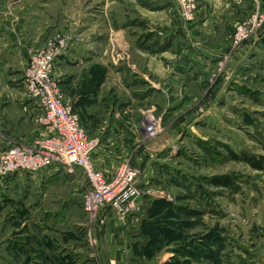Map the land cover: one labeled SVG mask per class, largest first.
I'll return each instance as SVG.
<instances>
[{"label": "rangeland", "instance_id": "1", "mask_svg": "<svg viewBox=\"0 0 264 264\" xmlns=\"http://www.w3.org/2000/svg\"><path fill=\"white\" fill-rule=\"evenodd\" d=\"M127 1L0 0V83L16 82L23 84L25 88V68L33 50L44 47L52 38L66 36L74 39L69 52L83 42L82 33L90 27L85 26L86 24L93 23L91 28L95 29L104 18L112 22L122 17V12L118 9L130 12L128 17H132L133 3ZM142 1L145 3L142 5L147 6L146 1L150 0ZM155 1L159 3L162 0ZM164 1L170 3L169 0ZM170 1L174 3H170V7L178 9L177 1ZM197 1L199 9V0ZM253 3L256 4V0ZM163 6L164 3L158 4L156 9ZM261 8L264 9V6ZM247 17L242 18L241 22ZM76 23L77 31L72 28ZM101 27L98 26V30ZM260 39L261 47L252 54L243 74L248 76V84L242 90L248 93L244 94L231 86L230 91L225 90L223 93L224 98L221 96L216 102L212 101L214 104L208 107L212 108H207L209 116L197 120L198 122L179 121L187 115L164 117V131L169 130L170 124L184 125H181V132H177L170 144L161 153L155 154L152 161L153 174H150L152 177L149 176L142 182V189L148 193L141 199L143 204H148L149 213L146 211V216L140 223L148 228L141 230L144 244L136 248L140 261L149 262L163 254L164 258L170 259L167 264H264V169L255 170L245 162L231 158L232 154H246L257 159L264 156V34ZM39 40L41 43L34 45ZM154 42L158 45V53L162 47L160 43ZM5 46L7 49L4 56L2 52ZM141 47L148 49L144 45ZM91 58H81V63L77 66L67 63L63 75L68 82L63 83L64 76L59 79L63 94L76 110L81 123L93 131L88 134L92 137L96 135L92 139L104 141L111 125H115L128 105L134 109V122L141 120L143 115H161L162 108L153 101L148 104L135 99V93L118 90L117 86L104 91L105 96L113 93L109 98H105L99 91H93L92 88L100 81H105L106 74L102 73L97 82L91 80L85 67ZM96 61L94 65L102 70V61ZM105 63L110 71L108 83L115 85L119 77V64L113 63V60ZM104 69L108 73L107 68ZM1 87L0 104H3L11 91ZM24 94L27 97L26 88ZM152 106L156 109L155 112L149 111ZM203 107L198 105L194 109L199 111ZM139 110L145 112L141 113ZM36 113L29 111L25 116H9L7 113L4 126L0 121V152L15 143L14 139L4 136L5 125L23 134L22 139L25 141L20 144L29 145L30 141L26 142V139L31 140L32 137L34 142L37 140L39 135L34 134L42 127L37 122L39 114ZM183 129H186L184 136ZM126 139L128 142L132 140L130 136ZM126 154V159L132 156L133 165L136 157L142 154V146L139 149L135 146ZM144 162L142 164L146 163ZM143 174L145 177V171ZM223 176H229L233 180L232 188L209 185L211 179ZM34 183L32 175L27 173L15 174L5 181L0 179V264H21L27 260L29 264H36V246L42 236L40 232L44 218L40 209L45 206L46 210L55 209L56 212L58 209L52 203L56 204L58 201L50 202L52 198H47V202H44V193ZM148 199L152 201L148 203ZM213 200L214 212L209 205ZM193 211L203 214L192 215ZM151 215H164L162 227L171 229L175 234L168 236L169 234L155 233L152 224L155 219L152 220ZM211 235L213 237L209 244L204 240V244L207 243L209 247L205 250L207 255L203 257L204 255H199V245L205 237ZM148 240L152 244H148Z\"/></svg>", "mask_w": 264, "mask_h": 264}, {"label": "crops", "instance_id": "2", "mask_svg": "<svg viewBox=\"0 0 264 264\" xmlns=\"http://www.w3.org/2000/svg\"><path fill=\"white\" fill-rule=\"evenodd\" d=\"M256 1H260L264 6V0ZM127 2L133 3L132 17H128L130 12L118 9L122 12V17L112 22L104 18L98 22L95 29L91 28L93 23L85 25L90 27L82 33L83 42L58 61L55 68L58 77L64 76L67 63L77 66L81 63V58L92 57L85 66L88 70L86 74L92 80L93 68L96 67L94 64L96 60H101L102 71H105L104 68L108 71L104 72V75H107L106 79L102 80L97 89L101 95L105 96V90L110 91L112 86H117L118 90L135 93V99L148 104L153 101L155 105L161 107L162 113L157 116L161 121L164 117L187 115L179 120L186 123L209 116L210 111H207V108L212 105V101L216 102L221 96L224 98L223 93L225 90L230 91L231 86L239 90L247 88L248 76L243 75L245 67L250 62L252 54L259 51L262 39L259 38L231 52L230 38L237 23L249 16L255 5L253 0H199V11L192 23H186L180 18L178 9L170 7V3L174 5L170 0V3L163 0L159 3L155 0L146 1L147 6H143L145 3L142 0ZM162 3L165 6L156 9L157 5ZM74 26L72 28L77 31V23ZM98 26H102L100 30ZM154 41L160 43L162 47L158 53L156 49L158 45ZM40 43L41 40L36 41L34 45ZM164 43L167 45L164 46ZM142 45L149 50L143 49ZM6 49L7 46L2 55L6 53ZM24 56H27L26 52ZM111 60L119 64L117 85L108 83L110 71L105 61L110 63ZM62 81L68 82L65 81V76ZM73 81L77 82L76 79ZM0 86L11 91L7 101L0 104L2 126L6 123L7 113L9 116L10 114L25 116L29 111L37 112L24 94L23 84L3 81ZM112 95L111 92L105 98ZM198 105L204 107L198 111L194 109ZM155 110L152 106L149 111ZM133 111L132 106L128 105L123 115H119L120 118L115 125H111L107 138L104 141L99 139L101 142L95 152L94 162L99 171L108 178H111L114 171L126 160L128 155L126 153H130L135 146H140L139 141L142 137L136 132V124L142 119L134 122ZM176 124L173 126L170 124L169 130H163L157 140L144 141L142 154L135 159V163L136 160L138 162L136 166L142 170V178L139 181L141 188L145 178L153 174L154 163L148 159L149 155L161 153L177 132H181V125L184 124ZM82 126L87 134L93 133L83 123ZM4 129V136L14 139L15 143L25 141L22 139L23 134L13 131L12 127L8 128L5 125ZM186 129L182 130V135ZM41 132L39 128L34 135L38 136ZM88 136L94 138L96 135ZM129 136L132 139L130 142L126 139ZM33 138L26 139V142L30 141L28 144L33 145ZM143 162L145 164H142ZM78 171V177L69 176L58 169L42 171L32 176V182L42 190L41 193H44L43 196L46 198L44 202H47V198L49 200L52 198L50 202L58 201L56 204L52 203L58 209L56 212L55 209L46 210L45 206L40 209L44 218L41 223L42 236L36 246L37 259L34 263L167 264L170 259L164 258L163 254L149 262L140 261L137 255L136 248L144 244V238L141 236L143 226L140 223L148 212V204L146 202L143 204L142 199L138 200L137 211L125 220L114 211H108L103 215L104 225L99 222L91 223L81 206L88 183L83 172ZM57 195L59 197H56ZM150 199L148 203L152 201ZM214 203V200L209 203L213 212ZM27 263H30L29 260L21 262Z\"/></svg>", "mask_w": 264, "mask_h": 264}, {"label": "built area", "instance_id": "3", "mask_svg": "<svg viewBox=\"0 0 264 264\" xmlns=\"http://www.w3.org/2000/svg\"><path fill=\"white\" fill-rule=\"evenodd\" d=\"M176 1L180 18L186 23L194 22L199 11L198 1ZM261 7L256 1L252 13L237 23L230 41L231 52L257 41L264 34V9ZM73 41L70 37L58 36L31 52L25 68V88L39 114L37 122L42 132L33 145L13 143L1 152L0 179L5 181L19 173L34 176L53 169L78 177V170H81L88 183L81 206L89 222L104 225L103 215L108 211H114L122 220L133 215L138 200L148 192L139 185L142 170L135 162L131 164L132 156L121 163L111 178L95 165L94 156L100 140L88 136L76 110L66 100L55 70ZM136 132L142 137L140 146L136 147L139 149L144 146V141L153 142L161 135L162 121L153 114L144 115ZM154 157L152 154L148 159L153 161Z\"/></svg>", "mask_w": 264, "mask_h": 264}, {"label": "trees", "instance_id": "4", "mask_svg": "<svg viewBox=\"0 0 264 264\" xmlns=\"http://www.w3.org/2000/svg\"><path fill=\"white\" fill-rule=\"evenodd\" d=\"M152 51V50H151ZM104 74V71L101 70V68L99 69L98 67H94L93 68V76L92 79H94V82H97V79L99 81V79L101 78V74ZM102 81H100L101 83ZM100 83L97 84V86L93 87L92 90L93 91H97V89L100 86ZM241 92L248 93L247 91H243L242 89H240ZM231 158H233L234 160H241L243 162H245L247 165H249L251 168L255 169V170H263L264 169V156L260 157L259 159L255 158V157H251L248 156L246 154L241 155V156H237V155H231ZM209 185L214 186V187H218V188H232L234 186V182L233 180L229 177V176H223V177H216L211 179V181L209 182ZM154 206L157 207V205L154 203ZM155 208V207H154ZM186 210V208H184V211ZM149 213V212H148ZM203 214V212H196L193 211L191 212L192 215H197V214ZM149 217V216H148ZM151 219H155V221H153V229L155 233H159V234H169L168 236L175 234L172 233L173 231L171 229H168L167 227H162V224H164L165 221H163L164 219V215L161 216H150ZM149 221H146V223ZM145 223V224H146ZM149 224V223H148ZM151 224V223H150ZM148 228H146V225H143V230H147ZM214 234V233H212ZM213 237V235L211 236H207L205 237V239H203L201 245H199V255H204L203 257H205L207 254L206 253V249L209 247V241L211 242L210 238ZM204 240H206V244H204ZM149 241V240H148ZM152 244L150 241L148 242V244ZM190 253V251H188Z\"/></svg>", "mask_w": 264, "mask_h": 264}]
</instances>
